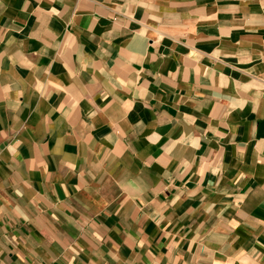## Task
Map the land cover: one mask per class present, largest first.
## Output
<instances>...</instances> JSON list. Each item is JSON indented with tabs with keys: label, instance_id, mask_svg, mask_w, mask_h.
Listing matches in <instances>:
<instances>
[{
	"label": "crops",
	"instance_id": "0c3cea01",
	"mask_svg": "<svg viewBox=\"0 0 264 264\" xmlns=\"http://www.w3.org/2000/svg\"><path fill=\"white\" fill-rule=\"evenodd\" d=\"M0 264H264V0H0Z\"/></svg>",
	"mask_w": 264,
	"mask_h": 264
}]
</instances>
